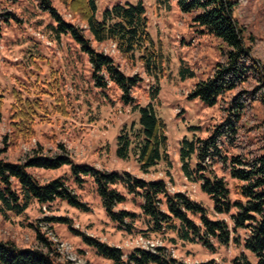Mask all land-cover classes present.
<instances>
[{
	"label": "rangeland",
	"instance_id": "1",
	"mask_svg": "<svg viewBox=\"0 0 264 264\" xmlns=\"http://www.w3.org/2000/svg\"><path fill=\"white\" fill-rule=\"evenodd\" d=\"M50 1L67 23L85 30L96 52L110 56L127 77L141 80L131 92L134 103L148 105L152 102L150 93L160 88L156 109L167 125L169 160L143 172L135 157L128 160L117 157L118 137L123 130L134 124L138 126L139 113H134L132 106L124 103L122 91L113 83L109 82L107 89L95 87L89 57L69 35H56L52 29L56 23L39 9L37 0H0V158L24 163L36 155L52 158L66 155L75 166L101 173H116L122 177L129 174L146 182L162 180L169 194L186 195L202 205L211 220L226 221L232 231L230 215L217 214L201 185L189 181L183 174L181 142L185 138L206 139L210 130L226 118L228 102L240 91L252 92L254 99L249 102L240 123L239 148L230 149L229 156L251 159L264 155V103L261 101L264 94V0H231L234 17L244 30L246 44L258 63L259 72L213 107L191 98V93L198 83L210 78L213 69L222 62L224 45L196 27L192 22L194 14L181 12L175 1H170L168 9L159 7L156 0H141L146 8L154 50L163 56V73L159 72L157 78L147 73L139 53L124 57L116 44L94 42L86 24L61 0ZM139 2L98 0L97 19L101 21L105 12L117 4ZM2 16L10 21L4 22ZM18 96L38 100L41 104L31 135L25 129L18 132L14 127ZM211 170L225 178L235 199L237 182L230 178L229 171L221 164ZM30 172L42 184L64 179L78 204L68 198L46 205L33 201L21 215L0 216V241L14 243L21 249L44 250L45 244L40 240L43 237L53 245L60 261L73 264H114L99 255L85 237L120 249L125 260L136 250L155 253L158 249L176 264H234L242 255L253 260L244 249L246 231L233 232L228 246L213 239L212 248L199 243L174 242L171 241L173 234L146 233V219L141 211L144 200L138 193H129L122 184L112 185L126 197L114 211L123 210L139 217L136 222L126 221V226L120 227L107 212L93 174L77 172L72 165ZM193 219L200 225L198 218Z\"/></svg>",
	"mask_w": 264,
	"mask_h": 264
},
{
	"label": "trees",
	"instance_id": "2",
	"mask_svg": "<svg viewBox=\"0 0 264 264\" xmlns=\"http://www.w3.org/2000/svg\"><path fill=\"white\" fill-rule=\"evenodd\" d=\"M37 1L39 9L48 13L56 23L52 28L56 35H69L89 57L95 87L107 89L109 82L113 83L122 91L124 103L132 106L134 113H139L138 126L134 124L119 135L117 157L123 160L135 157L143 172H148L160 162H168L167 125L158 116L156 109L160 88L156 87L150 93L152 102L148 105L134 103L131 92L141 80L127 77L115 66L110 56L96 52L91 40L85 36V30L67 23L50 0ZM97 1L61 0L74 16L86 24L94 42H112L124 57H134L135 53H139V60L147 73L159 77V72L162 74L164 69L163 56L160 51L156 53L154 50L143 1L140 0L136 5L117 4L105 12L101 21L96 16ZM170 1H175L184 14H194L193 24L224 45L222 62L213 69L212 76L198 83L191 93V98L213 107L222 98L245 86L259 72L256 70L258 63L246 44L244 30L234 17V3L231 0H156L159 7L166 6L168 9L171 7ZM1 18L4 22L10 21L5 16ZM253 99L252 92L240 91L228 102L226 118L210 130L206 139L190 141L185 138L181 142L180 163L183 174L189 181L201 185L202 192L210 197L217 214L230 215L232 231L226 221L211 220L202 205L186 195L169 194L162 180L146 182L129 174L122 177L116 173H101L89 167L75 166L66 155L53 158L36 155L24 163H12L0 158V216L6 218L9 214L21 215L33 201L46 205L57 199L68 198L77 203L76 195L71 193L64 179L42 184L30 172L32 169L57 170L72 165L75 171L91 173L96 177L106 210L120 227L126 226V221L136 222L139 216L123 210L114 211L116 206L126 201L125 196L112 188V185L117 184H122L131 194L138 193L144 200L141 211L146 219L147 234H173L175 237L171 241L199 243L212 248L211 239L228 246L232 233L243 230L248 233L244 239V249L253 260L242 255L234 260V264H264V155L251 159L242 155L229 156L230 149L239 148L240 123ZM18 100L19 108L15 109L13 118L14 127L18 132L25 129L31 135L41 104L38 100L19 96ZM261 101L264 103V94ZM216 164H221L229 171L230 178L237 182L234 186L235 199L232 198V191L225 178L211 170ZM193 218H198L200 225ZM85 238L99 255L114 264H176L175 261L167 260L161 249L155 253L136 250L125 260L120 249L93 238ZM40 240L45 244V251L21 249L14 243L0 241V264H73L60 261L53 245L43 237Z\"/></svg>",
	"mask_w": 264,
	"mask_h": 264
}]
</instances>
